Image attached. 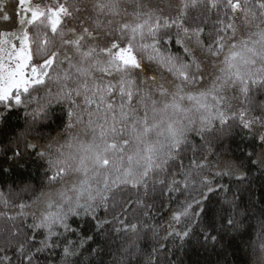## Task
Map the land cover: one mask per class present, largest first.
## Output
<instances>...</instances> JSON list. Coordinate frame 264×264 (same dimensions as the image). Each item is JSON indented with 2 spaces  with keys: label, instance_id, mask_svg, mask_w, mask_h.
Masks as SVG:
<instances>
[{
  "label": "snow or ice",
  "instance_id": "snow-or-ice-1",
  "mask_svg": "<svg viewBox=\"0 0 264 264\" xmlns=\"http://www.w3.org/2000/svg\"><path fill=\"white\" fill-rule=\"evenodd\" d=\"M258 97L264 0H0V122L23 112L18 137L45 180L35 192L23 183L31 199L13 201L19 192L0 189V216L13 221L0 264H40L56 249L63 264H77L72 258L86 246L96 253L90 245L110 233L132 237L125 253L159 237L146 264L166 241L197 230L216 243L234 220L227 213L215 224L213 197L228 191L224 178L247 173L231 159L213 164L208 138L237 122L258 139L259 151L247 156L264 169ZM57 112L55 135L30 138ZM12 156L23 157L19 142ZM123 192L135 199L118 200ZM259 228L250 264H264V219Z\"/></svg>",
  "mask_w": 264,
  "mask_h": 264
},
{
  "label": "trees",
  "instance_id": "trees-1",
  "mask_svg": "<svg viewBox=\"0 0 264 264\" xmlns=\"http://www.w3.org/2000/svg\"><path fill=\"white\" fill-rule=\"evenodd\" d=\"M202 11L201 8L193 9L190 12L189 23L192 17ZM255 110L260 111L258 107ZM59 125L60 114L57 112L56 116L49 118V121L35 125L30 138L43 142L49 135H55ZM230 125V129H225V134L213 133L208 139L214 149L213 154L209 156L213 164L224 158L231 159L247 173L246 178L242 180L224 178L228 191H221L213 197V206L219 209L215 224L220 225L223 222L221 217L226 219L227 213H232L234 226L222 230L221 239L216 243L205 242L199 230L191 239L184 242L169 239L166 241L167 247L153 258V264H250L253 244L259 242L257 240V233L260 231L259 222L264 219V169L251 164V158L247 156L249 151L258 152L260 149L256 136L249 135L235 121H230ZM25 127L26 118L22 111L13 112L5 121L0 122V169L5 170L0 172V189L7 193L10 188H14L19 192V196L10 197L13 201L31 199L27 193L20 192L24 182L32 184L33 192L45 187L44 169L31 150L25 149L23 141L18 137ZM197 141L198 151L203 152L205 150L203 143L199 142L198 137ZM17 142L20 143L23 157L13 159L12 149ZM121 197L125 200L129 197L135 199V195L131 192H123L117 199ZM160 199L157 193V209L160 208ZM212 215L213 213L210 212L209 216ZM139 218L137 213L135 219ZM129 219L133 217L130 216ZM157 219L162 222L161 216H157ZM15 223L19 224L20 220H16ZM12 224L13 221L0 216V244H3L5 236L9 235L5 230ZM75 226L73 224V227ZM163 234L161 230L160 236ZM130 239L132 237L123 235L117 237L115 233H110L106 237L97 236L90 245L92 248H97L96 253H90L86 246L72 259L77 264H146L147 257L158 243L159 237L153 238L149 234L146 238L138 239L139 251L133 247L130 253H125L123 247L127 246ZM8 254L12 255V252ZM39 261L40 264H51L52 261H55V264H63L60 249H56L51 256L48 252L41 254ZM14 264H19V261H14Z\"/></svg>",
  "mask_w": 264,
  "mask_h": 264
}]
</instances>
